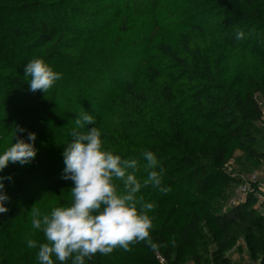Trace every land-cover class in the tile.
I'll use <instances>...</instances> for the list:
<instances>
[{
    "label": "trees",
    "instance_id": "trees-1",
    "mask_svg": "<svg viewBox=\"0 0 264 264\" xmlns=\"http://www.w3.org/2000/svg\"><path fill=\"white\" fill-rule=\"evenodd\" d=\"M175 3L182 9L170 10ZM237 54L246 59L235 65ZM34 58L62 75L47 93L31 92L24 76ZM256 95L264 96V0H0V154L17 137L30 142L28 132L37 150L29 164L0 170L12 178L0 181L10 198L0 264H38V249L26 246L45 242L31 228L32 208L69 205L62 153L84 112L104 149L137 160L141 181V153L153 152L170 189L138 193L156 205L147 214L157 250L140 242L86 264H160L157 252L166 264H228L223 254L240 236L264 264V215L248 209L251 199L223 211L231 147L252 156L262 134Z\"/></svg>",
    "mask_w": 264,
    "mask_h": 264
},
{
    "label": "clouds",
    "instance_id": "clouds-1",
    "mask_svg": "<svg viewBox=\"0 0 264 264\" xmlns=\"http://www.w3.org/2000/svg\"><path fill=\"white\" fill-rule=\"evenodd\" d=\"M243 31L236 33V39H243ZM24 76L29 78L30 91L47 93L62 75L55 72L44 60L34 58L24 66ZM75 127L69 133L71 142L64 149L63 180H70L71 201L66 207H54L42 214L33 207L31 228L43 233L44 243L28 239L26 246L38 249V264H86L99 254L107 256L115 249L130 251V245L144 242L152 250L160 245L151 238L152 221L147 212L155 208L154 203L144 202L142 188L151 186L162 193L170 191L162 186L164 169L159 166L151 151L141 153L147 162L144 171L147 177L137 178L138 162L122 159L120 155L104 149L101 131L95 126L93 115L83 113L74 121ZM91 126V127H89ZM26 129L16 127V133ZM36 134L28 132L27 140L17 137L0 154V170L9 163L26 165L37 154L34 147ZM131 170V171H129ZM12 179L0 177V181ZM4 184L0 182V190ZM10 198L0 191V214H7L4 205ZM139 205V208L137 207Z\"/></svg>",
    "mask_w": 264,
    "mask_h": 264
},
{
    "label": "rangeland",
    "instance_id": "rangeland-1",
    "mask_svg": "<svg viewBox=\"0 0 264 264\" xmlns=\"http://www.w3.org/2000/svg\"><path fill=\"white\" fill-rule=\"evenodd\" d=\"M177 8L180 7L176 3L169 7L170 10H177ZM116 26H118V23ZM242 57L243 60L241 59ZM245 59V54H240V56L237 54L236 57L233 58V64H241ZM175 95L176 97H180L178 93H175ZM255 99L256 102L264 101V96L256 95ZM255 127L260 130L262 134L255 135L254 155L249 156L246 151L233 145L231 147L230 158L222 166V171L227 178L230 179V181L226 183L228 188L226 189L223 211L244 204L248 199H251V202L248 203V209L252 208L256 214L264 215V158L262 157L264 156V125L259 121L255 123ZM243 186L248 188V192L244 196L243 193L240 192V188ZM213 249H215V246L211 247L209 254L212 253ZM157 255L162 256L159 252L156 253V256ZM223 256L228 259V264H260V255L253 259L241 236L232 243L231 247L225 251ZM164 264H166V260ZM185 264L193 263L187 260Z\"/></svg>",
    "mask_w": 264,
    "mask_h": 264
},
{
    "label": "built area",
    "instance_id": "built-area-1",
    "mask_svg": "<svg viewBox=\"0 0 264 264\" xmlns=\"http://www.w3.org/2000/svg\"><path fill=\"white\" fill-rule=\"evenodd\" d=\"M258 107L261 111V124L264 125V101H258L257 102ZM240 192L243 193V196L246 195V193L248 192V188L246 186H243L240 188ZM156 258L158 259V261L160 262V264H164L165 260L162 256L157 255Z\"/></svg>",
    "mask_w": 264,
    "mask_h": 264
}]
</instances>
